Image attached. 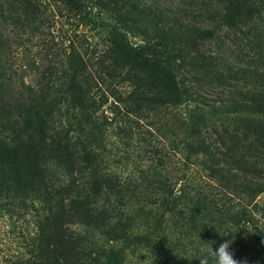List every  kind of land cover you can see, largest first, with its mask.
Listing matches in <instances>:
<instances>
[{
    "label": "trees",
    "instance_id": "obj_1",
    "mask_svg": "<svg viewBox=\"0 0 264 264\" xmlns=\"http://www.w3.org/2000/svg\"><path fill=\"white\" fill-rule=\"evenodd\" d=\"M30 34L46 59L24 83L11 50ZM108 96L164 128L125 176ZM263 195L264 0H0V214L33 226L9 264H127L167 243L154 264H199L230 237L264 264Z\"/></svg>",
    "mask_w": 264,
    "mask_h": 264
},
{
    "label": "rangeland",
    "instance_id": "obj_2",
    "mask_svg": "<svg viewBox=\"0 0 264 264\" xmlns=\"http://www.w3.org/2000/svg\"><path fill=\"white\" fill-rule=\"evenodd\" d=\"M60 24V23H59ZM54 25L52 29V35H48L50 43L54 42L56 46L62 39L67 29L66 25ZM29 39L25 43V47H13L11 50V58L13 68L16 69L15 78L21 80L23 78L24 83H33L36 79L34 72L37 67H41L42 63L46 58L44 54V48L40 39L36 37V34L28 35ZM42 37V36H41ZM42 48V49H41ZM43 57V58H42ZM31 61H35L33 65ZM42 62V63H41ZM33 65V66H32ZM32 69V72H30ZM22 77V78H21ZM112 98L108 96L107 102H105L100 110L98 111L101 119L104 120V127H106L109 140L107 142L108 148L112 149V153L116 154V158L121 162L116 163L110 162V169L118 173H122L123 176L133 172V165L137 160H147L151 153L147 151L146 143L151 142L154 145L160 144L159 137H164V128L157 124H151L149 121L152 119L143 115H136L134 118L135 123L127 120L124 112L120 109L121 105L118 104L119 109L113 108ZM168 116L170 115L167 114ZM131 117V116H129ZM133 118V117H132ZM131 130L132 134L127 133ZM135 137L129 147L124 145L123 138ZM128 159V160H127ZM112 161V158H111ZM175 159L169 165V170L173 175H180L182 172L181 164L174 163ZM264 197V195H263ZM152 203H148L146 207H154ZM33 226L29 222L27 217L22 218L21 216L9 214H0V264H9L10 261L15 259L23 251L24 238L27 237L28 233L32 232ZM167 238V236L165 237ZM163 243V242H162ZM160 242V244H162ZM163 244L165 248H171V251H167L161 245L160 248L151 249L149 244L142 249L131 251L130 249L125 250L126 263L127 264H154L157 257L164 260L166 256L175 253V248L172 244ZM166 245V246H165ZM169 254V255H168ZM170 263L166 259V264Z\"/></svg>",
    "mask_w": 264,
    "mask_h": 264
},
{
    "label": "clouds",
    "instance_id": "obj_3",
    "mask_svg": "<svg viewBox=\"0 0 264 264\" xmlns=\"http://www.w3.org/2000/svg\"><path fill=\"white\" fill-rule=\"evenodd\" d=\"M218 232V231H217ZM219 234L230 237L227 233V230L219 231ZM232 239L225 240L220 243L215 250L210 245L208 249V256L199 261V264H208L209 260H211V264H240L239 261L233 258V253L230 251V245L232 243ZM213 243V242H212Z\"/></svg>",
    "mask_w": 264,
    "mask_h": 264
}]
</instances>
